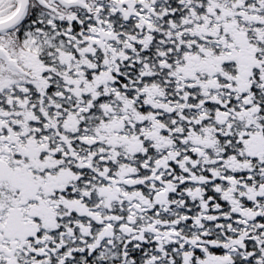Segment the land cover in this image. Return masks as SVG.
<instances>
[{
  "label": "snow or ice",
  "instance_id": "obj_1",
  "mask_svg": "<svg viewBox=\"0 0 264 264\" xmlns=\"http://www.w3.org/2000/svg\"><path fill=\"white\" fill-rule=\"evenodd\" d=\"M0 264H264V0H0Z\"/></svg>",
  "mask_w": 264,
  "mask_h": 264
}]
</instances>
